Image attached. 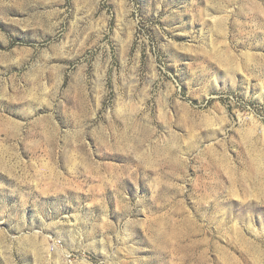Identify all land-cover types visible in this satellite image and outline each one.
<instances>
[{
	"label": "rangeland",
	"instance_id": "rangeland-1",
	"mask_svg": "<svg viewBox=\"0 0 264 264\" xmlns=\"http://www.w3.org/2000/svg\"><path fill=\"white\" fill-rule=\"evenodd\" d=\"M0 264H264V0H0Z\"/></svg>",
	"mask_w": 264,
	"mask_h": 264
}]
</instances>
